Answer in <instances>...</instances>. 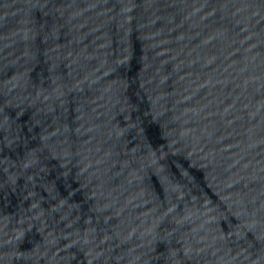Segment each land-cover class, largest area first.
Wrapping results in <instances>:
<instances>
[{
  "label": "water",
  "instance_id": "95a60500",
  "mask_svg": "<svg viewBox=\"0 0 264 264\" xmlns=\"http://www.w3.org/2000/svg\"><path fill=\"white\" fill-rule=\"evenodd\" d=\"M0 264H264V0H0Z\"/></svg>",
  "mask_w": 264,
  "mask_h": 264
}]
</instances>
